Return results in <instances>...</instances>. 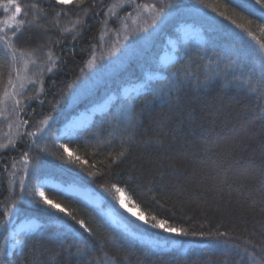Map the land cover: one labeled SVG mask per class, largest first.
Returning a JSON list of instances; mask_svg holds the SVG:
<instances>
[{
	"label": "trees",
	"instance_id": "1",
	"mask_svg": "<svg viewBox=\"0 0 264 264\" xmlns=\"http://www.w3.org/2000/svg\"><path fill=\"white\" fill-rule=\"evenodd\" d=\"M16 3L22 14L14 18V10L4 11L11 7L7 0H0V35L12 36L9 26L17 33L8 43L0 41V105L15 76L17 54L33 55L42 65L41 89L29 86L15 112L0 117V264H264V9L254 0ZM161 8L165 15L193 10L213 19L217 25L207 29V46L179 44V58L167 67L157 63L154 47L153 59L128 62L123 84L141 81L146 70L163 78L131 102L117 98L79 134L78 143L65 141L74 161L68 163V153L53 141L55 131L69 115L96 102L87 99L66 111L72 85L92 57L111 53L128 17L144 9L158 14ZM144 20L150 22L146 15ZM160 30L177 36L171 25ZM103 89L118 93L114 85ZM49 115L55 122L45 138L23 135L35 132ZM100 173L105 175H95ZM41 176L71 181L102 197V184H117L149 221L134 219L103 197L130 229L189 245L187 251L149 248L111 227L81 198L46 189L48 199L85 221L90 235L70 216L52 215L55 210L34 195ZM17 214L46 224L24 236L20 252L7 256L1 245ZM152 217L197 235L153 229Z\"/></svg>",
	"mask_w": 264,
	"mask_h": 264
},
{
	"label": "rangeland",
	"instance_id": "2",
	"mask_svg": "<svg viewBox=\"0 0 264 264\" xmlns=\"http://www.w3.org/2000/svg\"><path fill=\"white\" fill-rule=\"evenodd\" d=\"M145 15L149 17L150 22H145V20L142 22ZM261 15L264 18V14ZM127 20L129 24L124 25L121 31L115 35L117 42L114 43L111 53L107 56L104 55L98 60L96 56L92 57L81 79L72 85L69 105L66 111L72 110L79 103L87 99L96 100V102L88 105L83 110H77L75 114L69 115L67 120L56 129L53 141L57 145L60 146L61 143L68 141L69 136H76L83 132L97 116L108 112L110 106L117 98H123L130 102L133 101L132 97H136L138 94L131 90L137 88L148 75H153L157 79L163 78V75L158 71L146 70L143 72L141 81H129L123 84L121 80L127 74L122 75V72L126 69L128 62L135 59H142L145 56L146 59H153L155 51L152 50L154 47L155 50L157 49L155 54L157 63L163 67L170 66L179 58V44L192 43L204 48L208 44L207 29L217 25L213 22V19L206 18L201 13L193 10L185 12L181 17L178 15L170 16V14H163L158 17L150 9H144L138 15L128 17ZM170 25L172 26L171 32L177 34L176 37H171L164 30H160L162 28H168ZM15 58L17 61H15ZM15 58V76L2 97L0 117H6L9 111H14L15 108L17 109L19 104L17 102H20V97L29 86L35 87L39 92L41 89L38 77L42 65H38L33 55L17 54ZM113 85L118 87L117 95L113 92H107L106 89L99 91L100 87ZM126 89L130 90L127 97L125 96ZM54 122L55 119L49 121V130L46 131L45 135L52 129ZM41 126L44 127V125ZM75 187L87 188L72 183L71 181H61L48 176H41L34 185L33 193L37 198L42 199L35 194V190L39 188L45 191L48 188H52L79 197L72 193ZM88 189L101 200L102 212L100 213L95 207H92L111 227L118 230L127 238L138 241L155 250L165 251L176 249L180 252L187 251L189 245H180L175 241L163 242L148 235L134 232L129 228L127 223L117 216V213L111 207L106 206L105 200L101 195L90 188ZM124 196L128 206L132 207L133 211L137 212V214H141L133 207L125 194ZM123 210L131 216L125 209ZM133 218L138 220L136 217ZM138 221L144 223L141 220ZM45 224V222L28 215L17 214L13 216L6 226L7 233L4 238V244L1 245L5 249L6 255L10 256L20 252L24 236L30 233L40 232ZM49 224L58 227L63 226L59 222H50ZM65 228L69 230L68 227ZM1 240L2 237L0 235ZM17 241H19V244H17ZM204 246L206 245H200V247Z\"/></svg>",
	"mask_w": 264,
	"mask_h": 264
},
{
	"label": "snow or ice",
	"instance_id": "3",
	"mask_svg": "<svg viewBox=\"0 0 264 264\" xmlns=\"http://www.w3.org/2000/svg\"><path fill=\"white\" fill-rule=\"evenodd\" d=\"M7 2L9 3V5L11 6L10 8H6L4 9L5 12H10L14 10V18H17L19 16H21L22 14V8L21 6L16 3V0H7ZM56 2L58 4H66L69 3L70 0H56ZM255 5L260 6L261 9H264V0H254ZM164 13V9L161 8L160 12L157 14L158 17L162 16ZM21 23H23V21H21ZM9 30L12 31V36L8 35V31H4L2 35H0V41H3L4 43H8L10 40H12L13 38H17V33L16 31L9 26ZM145 31H147V29H145ZM249 35H251L249 33ZM53 53L49 52L48 53V60L50 62L52 61V57H53ZM160 70H164V69H160ZM49 72L52 71V69H48ZM157 77L153 76V75H148L146 77V79L143 80V82L137 87L132 89L131 91L137 92V94L139 95L140 93H144L146 94L151 87L150 82L153 80H156ZM130 90L126 89L125 90V96H128ZM138 95L136 97H132L133 100H135L136 98H138ZM19 103V102H17ZM133 105L129 104L128 105V112L131 113V108ZM54 110V109H53ZM53 120V116L49 115L47 117V119L40 121V124L44 125V127H40L37 126L36 127V131H26L23 135L27 136V137H37L38 139H43L45 138V134L46 131H48V124L49 121ZM28 121H24V124L27 125ZM129 124H131V120H129ZM39 134V135H38ZM79 142V134H77L76 136H69L68 138V143H78ZM129 144L134 142L133 136L129 135L128 136V141ZM29 147H32V145H29ZM60 148H62L64 150V152L68 153L69 159H68V163H74V161L71 159L72 157V153L69 152L67 144L66 143H61L60 144ZM29 153L25 152L24 153V157H25V167H27V157H28ZM77 160H79V157L76 158ZM35 171V169H34ZM89 175H94L92 173H89ZM95 175H105L103 173L100 174H95ZM106 183V182H105ZM101 188L104 189L102 195L104 197V199L109 202L110 206L112 207H116V205L118 204L119 209H125L128 213L131 214V216L136 217L138 220L143 221L145 224H149V221L146 220L144 218V216L142 214H137V212L133 211L132 207L128 206V203L125 200V196H124V189L122 187H118L117 184L113 183L111 184L110 188L105 187L104 184H102L100 186ZM21 189L23 191V181H21ZM114 190V191H112ZM35 194L38 195L39 197H41L43 199V203L44 205H47L49 207V209L55 210V212L51 213L52 215H55L56 213H63L66 216H70L72 220L76 221L77 224H79L81 229H84L85 231L89 232V234L91 235V230L88 228H85V221L84 220H76V216L74 214L69 213L66 208L61 207L60 204L58 203H54L52 200L48 199L45 196V193L42 189L37 188L35 190ZM117 209V211L119 210ZM150 227L153 229H162L164 232H168V233H175L176 235H181V236H188V235H197V233L192 232L189 233L186 229L184 228H175V227H171L170 225L167 224V221L165 220H156V217H152V222L150 223ZM201 236L204 235V233H200ZM17 244H19V241H17Z\"/></svg>",
	"mask_w": 264,
	"mask_h": 264
},
{
	"label": "bare ground",
	"instance_id": "4",
	"mask_svg": "<svg viewBox=\"0 0 264 264\" xmlns=\"http://www.w3.org/2000/svg\"><path fill=\"white\" fill-rule=\"evenodd\" d=\"M72 193L82 198L89 205L95 207L98 212H102L101 200L97 197V195H93L88 188L75 187Z\"/></svg>",
	"mask_w": 264,
	"mask_h": 264
}]
</instances>
